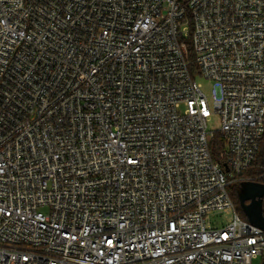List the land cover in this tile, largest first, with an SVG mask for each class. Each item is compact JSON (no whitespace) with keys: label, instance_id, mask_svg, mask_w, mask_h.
Instances as JSON below:
<instances>
[{"label":"built area","instance_id":"1","mask_svg":"<svg viewBox=\"0 0 264 264\" xmlns=\"http://www.w3.org/2000/svg\"><path fill=\"white\" fill-rule=\"evenodd\" d=\"M263 136L264 0H0V264H262Z\"/></svg>","mask_w":264,"mask_h":264},{"label":"trees","instance_id":"2","mask_svg":"<svg viewBox=\"0 0 264 264\" xmlns=\"http://www.w3.org/2000/svg\"><path fill=\"white\" fill-rule=\"evenodd\" d=\"M210 150H211L213 159L216 161H221L223 150H224V141L220 135H217L215 139L211 141ZM245 176L246 177H252V176L256 177V182L264 185V136L259 145V150H258L256 159L254 161V164L251 167V169L245 174ZM235 188H233L232 191H234L235 193H238L236 204H239V206L242 209V213H243V215L242 216L240 215V217L244 221H247L250 223L253 222L254 225L264 228V198H263L261 209H254L252 210V212H249V210H246V208L243 205L245 191L241 194L239 192L240 189L244 190L243 185L237 184ZM229 193H231L230 190H229ZM244 204L248 205V201H245Z\"/></svg>","mask_w":264,"mask_h":264},{"label":"rangeland","instance_id":"3","mask_svg":"<svg viewBox=\"0 0 264 264\" xmlns=\"http://www.w3.org/2000/svg\"><path fill=\"white\" fill-rule=\"evenodd\" d=\"M198 81L203 84L204 91L206 92V94L208 96H210V89H211L212 83L201 78V77L198 78ZM219 127H220V118L218 116L214 115L208 121V129L210 132H216V130H218ZM237 184L243 185L244 190H242V189L239 190L240 194L243 193L245 191V183L244 182H240V183L236 182L234 184H231L230 185L231 187L229 188V190L231 192L230 194H231V198H232L233 204L235 206L236 212L242 216L243 215L242 209L239 206V204H236L238 193H235L234 191H232L233 188H235V186ZM237 192H238V190H237ZM42 210L45 211V209H42ZM209 220L213 225H215L217 227H223L232 221V212L229 210L220 211V212H212L209 216ZM260 263H261V258L255 260V264H260Z\"/></svg>","mask_w":264,"mask_h":264},{"label":"water","instance_id":"4","mask_svg":"<svg viewBox=\"0 0 264 264\" xmlns=\"http://www.w3.org/2000/svg\"><path fill=\"white\" fill-rule=\"evenodd\" d=\"M244 194L245 195H244V199H243V205L246 208V210H249V212H252V210H254V209H261L262 208V203H263V198H264V185L263 184L256 183V182L246 183ZM245 201H252V202L250 205H245L244 204ZM252 224H253V222H252ZM262 264H264V261Z\"/></svg>","mask_w":264,"mask_h":264},{"label":"flooded vegetation","instance_id":"5","mask_svg":"<svg viewBox=\"0 0 264 264\" xmlns=\"http://www.w3.org/2000/svg\"><path fill=\"white\" fill-rule=\"evenodd\" d=\"M251 202H252V201H248V205H250V204H251Z\"/></svg>","mask_w":264,"mask_h":264}]
</instances>
